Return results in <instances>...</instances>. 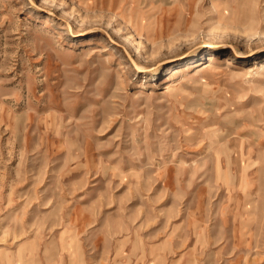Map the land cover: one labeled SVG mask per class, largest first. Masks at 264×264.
I'll list each match as a JSON object with an SVG mask.
<instances>
[{"label": "rangeland", "instance_id": "rangeland-1", "mask_svg": "<svg viewBox=\"0 0 264 264\" xmlns=\"http://www.w3.org/2000/svg\"><path fill=\"white\" fill-rule=\"evenodd\" d=\"M0 264H264V0H0Z\"/></svg>", "mask_w": 264, "mask_h": 264}, {"label": "bare ground", "instance_id": "bare-ground-1", "mask_svg": "<svg viewBox=\"0 0 264 264\" xmlns=\"http://www.w3.org/2000/svg\"><path fill=\"white\" fill-rule=\"evenodd\" d=\"M167 89H170V87H169V86H167Z\"/></svg>", "mask_w": 264, "mask_h": 264}]
</instances>
